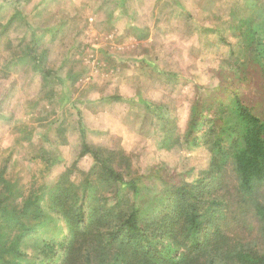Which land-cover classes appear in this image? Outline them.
Instances as JSON below:
<instances>
[{
  "label": "rangeland",
  "instance_id": "374dc122",
  "mask_svg": "<svg viewBox=\"0 0 264 264\" xmlns=\"http://www.w3.org/2000/svg\"><path fill=\"white\" fill-rule=\"evenodd\" d=\"M259 7L264 0L252 8L245 0H0V33L13 19L0 36V169L10 156V177L35 192L71 173L79 201L89 181L112 196L93 176L94 157L78 160L84 136L123 178L140 180L138 203L148 210L169 184L219 180L208 176L212 142L223 119L234 123L223 86L264 116V62L239 67L222 40L237 46L242 29L233 23ZM30 45L48 58L47 81L23 65ZM198 101L206 137L194 143L186 134ZM44 211L31 256L44 241L69 238L49 201Z\"/></svg>",
  "mask_w": 264,
  "mask_h": 264
},
{
  "label": "trees",
  "instance_id": "16d2710c",
  "mask_svg": "<svg viewBox=\"0 0 264 264\" xmlns=\"http://www.w3.org/2000/svg\"><path fill=\"white\" fill-rule=\"evenodd\" d=\"M245 1L252 8L261 0ZM253 14L233 23L242 29L239 50L222 39L243 68L264 62V7ZM35 52L34 45L26 46L23 65L47 81L54 72L47 68L48 58ZM260 69L263 73L264 64ZM239 73L235 70L234 76ZM223 89L233 97L234 123L223 119L228 126L212 142L215 156L208 170V176L220 179L169 184L171 193L156 197L152 210L138 203L144 189L140 180L123 178L84 136L78 160L94 157L98 171L93 176L113 189L112 196L99 193L96 182L89 181L79 201L71 173L35 192L10 177L9 156L0 169V264H264V116L237 90ZM201 107L200 101L194 105L186 134L194 143L206 137L200 135ZM46 201L67 226L69 238L44 241L31 256L27 244L47 222Z\"/></svg>",
  "mask_w": 264,
  "mask_h": 264
}]
</instances>
